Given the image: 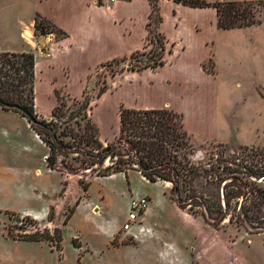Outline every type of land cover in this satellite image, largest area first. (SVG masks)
<instances>
[{"label": "rangeland", "instance_id": "rangeland-1", "mask_svg": "<svg viewBox=\"0 0 264 264\" xmlns=\"http://www.w3.org/2000/svg\"><path fill=\"white\" fill-rule=\"evenodd\" d=\"M18 1L24 7L19 11L22 24L29 23L33 0ZM255 5V19L260 21L253 24L255 30L220 29L216 33L223 127L205 130V136L216 141L199 142L191 136L194 159L208 169L214 163L217 169V174L202 178L203 194L197 200L212 211L210 218H205L201 206L179 204L168 181H147L135 169L110 176L83 169L86 152L93 150L84 141L92 132L93 98L108 90L109 76L121 68L157 59L162 51L152 41V48L100 66L89 78L82 98L57 92L59 118L44 115L35 106L37 119L49 128L32 123L18 110L0 106V264H264V3ZM8 15L12 21L9 11L4 17ZM9 25L0 19L1 50L29 49L9 36ZM9 29L15 31L16 26ZM156 36L157 32L150 35ZM186 42L189 53L197 50L191 39ZM205 68L218 70L214 61L206 62ZM35 82L37 98L49 108L52 98H47L44 82L41 77ZM114 95L98 107L106 119L102 134L118 126L115 109L108 107L119 97L117 91ZM86 99L89 107L82 109ZM180 105L185 107L189 128H198L190 101ZM123 107L117 109L119 113ZM51 128L58 129L61 142L57 170L48 166L51 152L44 141L52 140ZM99 138L104 147L116 140L105 141L101 134ZM116 159L108 158L103 167ZM228 177L238 182L222 198L220 182ZM189 195L184 192L183 197ZM143 197L150 203L141 225L133 231L124 229L131 200ZM244 197L249 199L245 208L241 206ZM222 202L228 205L225 217L220 213ZM56 228L60 242L24 238L37 231L55 238Z\"/></svg>", "mask_w": 264, "mask_h": 264}, {"label": "crops", "instance_id": "crops-1", "mask_svg": "<svg viewBox=\"0 0 264 264\" xmlns=\"http://www.w3.org/2000/svg\"><path fill=\"white\" fill-rule=\"evenodd\" d=\"M158 5L162 19L156 25L152 21L150 0H118L112 4L103 0H33V17L29 23L22 24L23 16L19 11L24 7H20L19 1L0 0V19L4 25L10 24L7 28L9 36L29 47L5 48L4 51L23 53L30 50L28 53L34 54L35 80L41 77L45 92H48L47 98H52L49 108H45L37 98L35 82V106H39L44 115H50L58 106L57 92L65 91L72 97L82 98L89 78L104 63L152 48L155 37H150L153 34L150 29L153 25L154 33L157 32L164 41L163 63L140 70L125 69L109 76L108 90L91 102L90 114L99 126L102 139L111 141L116 138L120 130L117 109L121 106L172 109L182 113L185 107L180 104L188 100L198 126L190 129L189 121L184 118L188 132L199 142L216 141L205 136V130L208 127L221 130L223 127L219 93L222 81L216 62V33L223 28L218 26L217 10L213 6L193 7L174 0H159ZM7 11L12 21L9 15L4 17ZM38 16L53 22L66 36L36 35L35 19ZM12 26H16L15 31L9 29ZM255 27L223 30L237 32L251 28L252 31ZM187 38L191 39L194 49L197 46L195 52L187 51L190 46ZM208 61H214L218 70L206 69ZM74 88L78 93H73ZM116 91L119 97L108 107L115 109L118 126L116 124L113 132L102 134L106 119L98 107L103 100L115 96Z\"/></svg>", "mask_w": 264, "mask_h": 264}, {"label": "trees", "instance_id": "trees-1", "mask_svg": "<svg viewBox=\"0 0 264 264\" xmlns=\"http://www.w3.org/2000/svg\"><path fill=\"white\" fill-rule=\"evenodd\" d=\"M159 0H150L152 5V21L158 25L162 19L158 5ZM184 5L193 7L213 6L217 10L218 26L223 29L246 27L260 23L255 19L257 13L256 5L264 3V0H221L210 2L209 0H174ZM152 25V23H150ZM35 30L37 34L54 33L56 38L66 36V33L58 28L53 22L36 17ZM154 33L150 29V34ZM161 49L165 50L163 39L155 37L152 39ZM152 61L146 62L139 67L134 65L125 69L140 70L146 67H155L163 63V54L160 52ZM35 56L33 53H14L1 50L0 48V98L15 102L26 107L32 114L35 107ZM105 90H101V96ZM89 100L86 99L81 108L89 107ZM59 106L53 112L57 114ZM24 115V114H23ZM25 116V115H24ZM36 116V115H35ZM92 132L85 138L87 146L92 147V151L86 152L88 161L83 169L98 171V176H110L115 173H128L129 170H138L151 182L159 179L173 184V191L177 202L181 205H197L203 209L206 219L210 218L212 211L205 203L197 202L203 194L202 178H208L217 174L214 163L208 169L200 161H196L193 156L194 143L191 134L185 127L182 113L172 109H132L123 107L120 112V132L116 140L104 147L100 141L99 126L90 120ZM57 128H51L52 140L44 139L50 148V155L47 157L48 166L52 170H57V156L62 154ZM60 148V150H59ZM108 158H117L112 164L103 167ZM96 166L102 167L98 170ZM220 166H218L219 168ZM221 168V167H220ZM225 169V167H224ZM238 179L228 177L220 182V197H225V191L229 186H236ZM212 183V182H211ZM213 184V183H212ZM223 185V188H222ZM177 190V194L175 193ZM184 192L190 193L188 197H183ZM244 208L249 201L244 197ZM227 202L221 204L223 217L228 213ZM39 232V231H37ZM35 233L24 237L28 241H62L60 229H55L54 238L49 232Z\"/></svg>", "mask_w": 264, "mask_h": 264}, {"label": "built area", "instance_id": "built-area-1", "mask_svg": "<svg viewBox=\"0 0 264 264\" xmlns=\"http://www.w3.org/2000/svg\"><path fill=\"white\" fill-rule=\"evenodd\" d=\"M107 1V3H115L118 0H103ZM130 1V0H126ZM149 199L147 197H143L140 199H132L130 202V212L127 222L124 224V229L133 231L135 225L140 226L141 221H143V216L145 215V210L149 206ZM141 230V228H140Z\"/></svg>", "mask_w": 264, "mask_h": 264}, {"label": "water", "instance_id": "water-1", "mask_svg": "<svg viewBox=\"0 0 264 264\" xmlns=\"http://www.w3.org/2000/svg\"><path fill=\"white\" fill-rule=\"evenodd\" d=\"M0 106L6 109L18 110L22 114H24L32 123L39 125L43 128H49L45 123H42L41 121H39L37 117L34 114H32L26 107H24L23 105L19 103L6 101L0 98ZM175 193L177 194V190Z\"/></svg>", "mask_w": 264, "mask_h": 264}]
</instances>
